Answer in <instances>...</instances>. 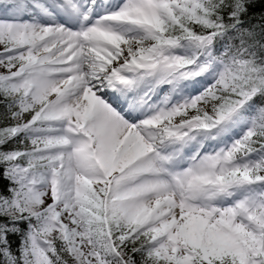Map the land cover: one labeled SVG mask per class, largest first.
I'll return each instance as SVG.
<instances>
[{"label":"snow or ice","instance_id":"1","mask_svg":"<svg viewBox=\"0 0 264 264\" xmlns=\"http://www.w3.org/2000/svg\"><path fill=\"white\" fill-rule=\"evenodd\" d=\"M0 264H264V0H0Z\"/></svg>","mask_w":264,"mask_h":264}]
</instances>
